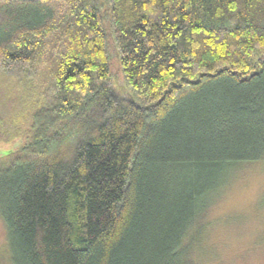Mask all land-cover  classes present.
<instances>
[{
  "label": "trees",
  "instance_id": "16d2710c",
  "mask_svg": "<svg viewBox=\"0 0 264 264\" xmlns=\"http://www.w3.org/2000/svg\"><path fill=\"white\" fill-rule=\"evenodd\" d=\"M0 73L34 94L0 155L12 264H195L264 159V0H0Z\"/></svg>",
  "mask_w": 264,
  "mask_h": 264
},
{
  "label": "rangeland",
  "instance_id": "374dc122",
  "mask_svg": "<svg viewBox=\"0 0 264 264\" xmlns=\"http://www.w3.org/2000/svg\"><path fill=\"white\" fill-rule=\"evenodd\" d=\"M111 69L115 90L137 100L123 83L115 62ZM24 85L22 77L0 73V155L16 151L24 141L23 135L13 134L18 125L21 130L26 128V102L34 98ZM206 221L195 264H264V159L235 169L207 212ZM0 264H12L1 217Z\"/></svg>",
  "mask_w": 264,
  "mask_h": 264
}]
</instances>
